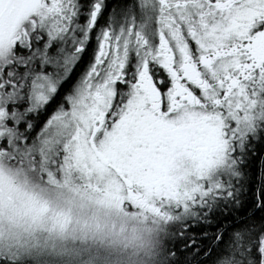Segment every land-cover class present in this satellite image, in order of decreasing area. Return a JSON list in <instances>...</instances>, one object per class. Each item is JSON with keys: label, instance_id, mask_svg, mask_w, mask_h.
I'll return each instance as SVG.
<instances>
[{"label": "snow or ice", "instance_id": "6c2138e0", "mask_svg": "<svg viewBox=\"0 0 264 264\" xmlns=\"http://www.w3.org/2000/svg\"><path fill=\"white\" fill-rule=\"evenodd\" d=\"M20 173L151 215L153 264H264V0H0V182Z\"/></svg>", "mask_w": 264, "mask_h": 264}, {"label": "rangeland", "instance_id": "374dc122", "mask_svg": "<svg viewBox=\"0 0 264 264\" xmlns=\"http://www.w3.org/2000/svg\"><path fill=\"white\" fill-rule=\"evenodd\" d=\"M163 240L151 215L115 207L103 185L27 173L0 182V243L30 251L38 264H153Z\"/></svg>", "mask_w": 264, "mask_h": 264}]
</instances>
